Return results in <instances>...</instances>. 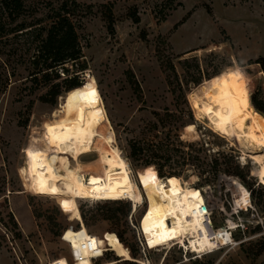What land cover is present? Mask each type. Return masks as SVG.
Wrapping results in <instances>:
<instances>
[{"label": "rangeland", "instance_id": "374dc122", "mask_svg": "<svg viewBox=\"0 0 264 264\" xmlns=\"http://www.w3.org/2000/svg\"><path fill=\"white\" fill-rule=\"evenodd\" d=\"M75 1L84 14L82 58L66 64L59 79L54 73L34 78L31 40L0 34V264H264L258 165L203 117L213 98L231 96L241 106L238 85L252 111L255 93L264 100V76L254 63L264 56V0ZM70 78L91 80L95 93L86 107L103 108L108 129L94 146L106 142L107 152L120 151L138 189L145 176L166 183L175 175V192L187 187L205 199L209 234L228 223L236 227L230 244L192 254L187 242L188 252L179 244L191 236L171 230L161 213L144 220V200L75 199L76 186L48 183L49 159L75 167L55 153V129L74 123L77 129L86 108L75 107L74 117L69 112L76 100L64 97ZM58 82L61 93L54 97L51 86ZM254 155L264 160L263 150ZM81 161L84 171L98 164L103 174L97 154ZM234 181L249 192L246 209L239 210L245 205ZM165 230L173 237L160 238Z\"/></svg>", "mask_w": 264, "mask_h": 264}, {"label": "bare ground", "instance_id": "6f19581e", "mask_svg": "<svg viewBox=\"0 0 264 264\" xmlns=\"http://www.w3.org/2000/svg\"><path fill=\"white\" fill-rule=\"evenodd\" d=\"M213 99L205 106V111L209 109L211 111H206L203 117L214 131L235 140L250 154L249 157L258 165L256 177L264 186V160H258L254 155L260 150L264 151V118L243 109L231 96ZM83 114L82 123L76 130L58 132L55 137V153L72 159L75 167H63L56 158L49 159L47 161L49 184L63 187L69 183L76 186L77 189L71 194L75 199L131 200L134 203L144 200L146 205L144 220L161 213L171 230L191 236L190 241L183 239L179 244L186 250L187 242L189 252L192 254H211L231 243V231L235 226L228 223L218 233L209 234L208 225L211 223L205 199L201 194L191 193L187 187L175 192L179 185L176 178H168L166 183L159 179H143L138 189L120 151L115 148L107 152L106 147L109 145L106 142L101 144V148L94 146V142L100 140L103 137L101 134L108 129L103 108L100 105L86 107L83 109ZM93 153L97 154L98 161L103 164V174L99 172L98 164L92 165L86 171L82 169L81 158ZM108 156H110L109 160H107ZM232 183L239 194V200L245 205L244 207H248L249 192L237 181ZM203 207L205 211L202 210ZM167 233L172 235L170 230H165L159 234L160 238ZM88 237L90 243L87 256L93 259L95 251L91 237L89 235ZM143 241L145 244L148 243L144 238Z\"/></svg>", "mask_w": 264, "mask_h": 264}, {"label": "trees", "instance_id": "16d2710c", "mask_svg": "<svg viewBox=\"0 0 264 264\" xmlns=\"http://www.w3.org/2000/svg\"><path fill=\"white\" fill-rule=\"evenodd\" d=\"M26 1L0 0V34L19 33L27 40H31L34 48L30 64L34 69L32 74L34 78L42 75L44 79H47L49 73H54L55 77L59 79L61 74L65 76L68 73L66 64L80 63L82 58V47L78 35L81 19L84 17L82 16L84 14H81V6L75 0H37L31 3ZM39 11H45V15L35 18L34 14ZM30 15L33 17L30 18ZM134 21H137V18H134ZM6 23L7 25L16 24L13 28L5 30ZM254 63L260 67L264 76V56L257 58ZM59 69L62 70L61 73H59ZM83 70L84 64H81L80 71ZM234 78L240 82L235 76ZM65 81L64 90L66 94L64 97L76 99L69 102V112L74 117L75 107L77 110L86 107L87 101L93 96L95 89L89 79L85 83H79L78 78L65 79ZM60 87L59 82L51 86L54 97L61 93ZM238 91L242 98L241 107L264 118V100L255 93L251 97V105L254 110L252 111L249 107L248 92L239 85ZM75 129L76 124L74 123L69 128L61 125L55 130L58 133L70 132ZM130 156H135L134 148H132ZM174 176L169 175L168 177ZM159 177L162 178L161 175ZM145 178L149 179L147 176ZM117 201L121 200L111 202Z\"/></svg>", "mask_w": 264, "mask_h": 264}, {"label": "built area", "instance_id": "2783aa9c", "mask_svg": "<svg viewBox=\"0 0 264 264\" xmlns=\"http://www.w3.org/2000/svg\"><path fill=\"white\" fill-rule=\"evenodd\" d=\"M247 207H244V209H246ZM242 209V207H239V210ZM236 228V227H235ZM229 244V243H228ZM204 254H207V253H201V254H195V255H204Z\"/></svg>", "mask_w": 264, "mask_h": 264}, {"label": "water", "instance_id": "95a60500", "mask_svg": "<svg viewBox=\"0 0 264 264\" xmlns=\"http://www.w3.org/2000/svg\"><path fill=\"white\" fill-rule=\"evenodd\" d=\"M202 210L205 211V208L203 207Z\"/></svg>", "mask_w": 264, "mask_h": 264}, {"label": "snow or ice", "instance_id": "6c2138e0", "mask_svg": "<svg viewBox=\"0 0 264 264\" xmlns=\"http://www.w3.org/2000/svg\"><path fill=\"white\" fill-rule=\"evenodd\" d=\"M208 111H211V109H209Z\"/></svg>", "mask_w": 264, "mask_h": 264}]
</instances>
